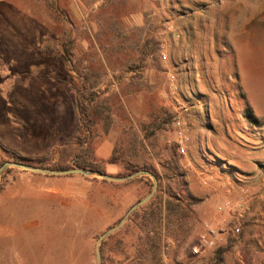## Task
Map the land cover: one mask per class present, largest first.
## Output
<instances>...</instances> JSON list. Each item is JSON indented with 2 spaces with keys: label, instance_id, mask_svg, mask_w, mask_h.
Segmentation results:
<instances>
[{
  "label": "rangeland",
  "instance_id": "374dc122",
  "mask_svg": "<svg viewBox=\"0 0 264 264\" xmlns=\"http://www.w3.org/2000/svg\"><path fill=\"white\" fill-rule=\"evenodd\" d=\"M56 2L0 6V166L73 169L77 155L89 154L116 176L121 167L107 160L121 150L126 160L151 166L164 191L171 179L181 184L185 162L218 167L216 174L221 169L240 181L245 173L264 178V0H83L76 13ZM90 94L111 109L86 141L79 106ZM200 131L207 137L199 138ZM200 141L209 146L206 153ZM6 171L0 177V264H96L98 237L152 187L138 178L120 183ZM32 187L42 189V199L16 196ZM229 187L245 189L235 182ZM251 195L263 196L264 185ZM152 209L106 239L104 264H188L197 243L191 211L143 227ZM249 222H232L224 232L214 226L218 240L201 251L202 264L231 259L233 245L218 246L219 235L236 244ZM256 245L263 253L264 244ZM246 246L237 264H250Z\"/></svg>",
  "mask_w": 264,
  "mask_h": 264
},
{
  "label": "crops",
  "instance_id": "0c3cea01",
  "mask_svg": "<svg viewBox=\"0 0 264 264\" xmlns=\"http://www.w3.org/2000/svg\"><path fill=\"white\" fill-rule=\"evenodd\" d=\"M11 1L12 0H0V6ZM82 1L83 0H57L56 3L62 8H67L76 13L82 8ZM136 18L137 17H135V20ZM194 102L199 106L202 101L194 100ZM199 133V138H202V136L207 137L205 136V132L200 131ZM199 144L201 152L206 153V149H209V146H207V144L204 146L201 141ZM190 148L193 149L192 147ZM211 167L208 166V168H206L205 166L199 165L198 168H195L192 167L190 163L185 162L184 166L179 169L181 170V184L175 182L176 180L174 179L170 180L173 190L178 194L181 193V197L188 195L200 202L197 206L192 208L190 212L191 226H193L192 233L193 236L197 235L196 245L198 244L199 236L204 233L206 227L216 229L214 226L217 225L223 231L224 227L226 228V226L232 222H243V220L245 222L250 221L246 225L241 239L237 241L236 244H231L228 240L226 241V234L219 235L218 242L220 244L218 246L227 247L233 245L231 248L232 252H230L231 259L224 258L223 262L225 264H237L236 256L241 254V246L247 245L246 248L252 252L249 256L251 258V261H249L250 264H264V252H257L259 249L263 250V248L259 247L258 249L256 245V243H258V246H261V243L264 244V195L257 198L251 195L256 193L258 187L264 185V178L254 177L251 173H245L241 177L242 181H240L236 176H228L226 171L221 169H219L221 174H216L215 172L218 167ZM114 173L115 172H111L110 174ZM35 182H38V180L35 179ZM231 182H235V185L245 187V189L229 187ZM45 183L47 184L46 180ZM41 190V188L38 189L35 187L25 188L21 195L16 196L30 200L42 199ZM253 218L255 221L251 220ZM205 250L207 249L201 250L202 254ZM233 250L236 251L235 254H233ZM202 254H200V256H189L187 259L188 264H202L205 258L201 256Z\"/></svg>",
  "mask_w": 264,
  "mask_h": 264
},
{
  "label": "trees",
  "instance_id": "16d2710c",
  "mask_svg": "<svg viewBox=\"0 0 264 264\" xmlns=\"http://www.w3.org/2000/svg\"><path fill=\"white\" fill-rule=\"evenodd\" d=\"M68 48H69L68 45L65 43V52L67 54H68ZM84 100L86 101V105L81 104L79 106V116L82 124L80 132L84 140L88 141L94 136V131L97 126L98 120L102 119L101 114L102 113L105 114V111H109V109L111 108L105 105V103H103L104 101L102 102L101 100H98L94 94L88 95L87 97L84 98ZM245 118L249 119L253 123H256V120L254 119L253 115L250 112L246 113ZM103 120L105 121V118H103ZM152 125H153L152 123L146 125V127L142 128V131L144 132V130H146L147 127H151ZM124 155H125L124 152L121 150H113V154L107 160V164L121 167L122 172L120 174H117L115 177H125L137 171H148L152 175H154L158 181L157 191L155 192L152 199L146 205L141 207L139 210L135 211L129 217L127 222H130L141 210L145 208L153 207V209L149 212V214L142 219L143 227H148L155 223H158V225H160L164 219L169 218L170 214L171 215L177 214L180 217H184V218L187 217L189 215V211H191L192 208H194L200 203L199 200H196L188 195L185 197L179 196L178 193L172 188H166L165 191L162 190L161 189L162 182L160 176L151 166H146L145 164L139 165L137 163H133L129 160H126ZM75 167L81 169L93 170L105 174L93 163L89 154L77 155L75 160ZM10 170L11 169H8L6 173L9 172ZM52 170H67V168H54ZM261 171L264 174V165L261 166ZM138 180L145 181L151 186V180L148 177H139ZM147 218H150V220H147ZM159 235L157 233L155 234L157 242L159 241L158 238ZM105 242L106 240L102 242L100 247L102 264H104L103 248ZM223 252L224 250H221L218 253H223ZM216 260L219 261L220 260L219 257H216Z\"/></svg>",
  "mask_w": 264,
  "mask_h": 264
},
{
  "label": "water",
  "instance_id": "95a60500",
  "mask_svg": "<svg viewBox=\"0 0 264 264\" xmlns=\"http://www.w3.org/2000/svg\"><path fill=\"white\" fill-rule=\"evenodd\" d=\"M11 168L26 171V172H31L34 174L47 175V176L79 175L83 177H93V178H99L107 182H127L135 178H139V177H148L151 179L152 187L148 195L142 200H139L138 202H136L132 207H130L129 210L126 212V214L120 219V221L114 227L108 229L106 232H104L102 235L98 237L96 241V246H95L96 264H102L101 249H100L102 242L106 240L108 237H110L111 235H113L116 231H118L127 222L129 217L136 210H138L144 204L149 202L154 196L155 192L157 191V187H158V181L156 177L148 171H137L125 177H115V176H111L107 174H102L97 171L81 169V168H73V169H67V170H52V169L38 168V167L31 166L29 164H24L20 162H13V163L6 162L0 166V177L6 170L11 169Z\"/></svg>",
  "mask_w": 264,
  "mask_h": 264
},
{
  "label": "built area",
  "instance_id": "2783aa9c",
  "mask_svg": "<svg viewBox=\"0 0 264 264\" xmlns=\"http://www.w3.org/2000/svg\"><path fill=\"white\" fill-rule=\"evenodd\" d=\"M162 59L165 60L166 57L163 55ZM175 126L177 128V136L179 138V144L181 145L180 152L184 153L183 146L185 145L186 140L183 138L182 131L180 130L181 129V122L179 121V118L176 119ZM234 232L238 233L239 229L235 228ZM218 233L219 232L217 229L207 228L204 231V233H202L199 236L198 244L195 245L194 247H192V249H191L192 254L195 256H198V255H200L202 249L213 248L217 243Z\"/></svg>",
  "mask_w": 264,
  "mask_h": 264
}]
</instances>
